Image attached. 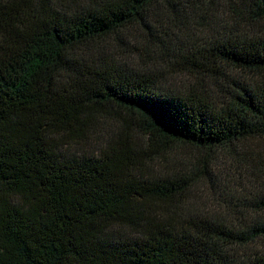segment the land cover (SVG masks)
<instances>
[{"label": "trees", "instance_id": "16d2710c", "mask_svg": "<svg viewBox=\"0 0 264 264\" xmlns=\"http://www.w3.org/2000/svg\"><path fill=\"white\" fill-rule=\"evenodd\" d=\"M0 264H264V0H0Z\"/></svg>", "mask_w": 264, "mask_h": 264}]
</instances>
